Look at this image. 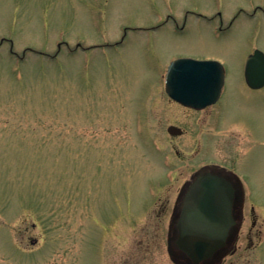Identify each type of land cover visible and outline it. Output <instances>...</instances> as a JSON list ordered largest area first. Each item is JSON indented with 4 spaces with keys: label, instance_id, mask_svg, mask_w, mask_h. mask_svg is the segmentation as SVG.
Instances as JSON below:
<instances>
[{
    "label": "rangeland",
    "instance_id": "obj_1",
    "mask_svg": "<svg viewBox=\"0 0 264 264\" xmlns=\"http://www.w3.org/2000/svg\"><path fill=\"white\" fill-rule=\"evenodd\" d=\"M255 49L264 0H0V264H176L169 227L200 116L163 77L193 58L238 81ZM244 166L264 190V147Z\"/></svg>",
    "mask_w": 264,
    "mask_h": 264
},
{
    "label": "flooded vegetation",
    "instance_id": "obj_2",
    "mask_svg": "<svg viewBox=\"0 0 264 264\" xmlns=\"http://www.w3.org/2000/svg\"><path fill=\"white\" fill-rule=\"evenodd\" d=\"M230 86H235L238 90L242 89L240 91L245 92V95L240 96L237 91L234 96L229 91ZM164 94L171 103L190 114L200 116L194 154H197L201 160L197 164V169L181 188V198L185 199L191 185L198 178L209 176L218 178L224 186L223 189L229 194V221L223 230L224 245L211 258L199 264H225L228 259L234 263L243 251L251 252L253 258H261L264 264V201L259 198L264 194V190L258 186L257 181L250 176L244 166L251 150L255 147H264L263 121L255 119L248 111L250 102L264 103V85L252 88L246 82L244 75L239 76L238 81H234L233 76L226 73L217 99L201 108L186 106L174 100L166 90ZM235 104L237 110L232 109ZM172 126L176 125L169 124L167 131ZM176 127L180 128L182 133L172 137L186 134V127ZM215 152L218 159L210 157ZM183 207L184 203L179 201L171 218L172 257L181 261V264H195L175 242L179 236L177 224Z\"/></svg>",
    "mask_w": 264,
    "mask_h": 264
},
{
    "label": "water",
    "instance_id": "obj_3",
    "mask_svg": "<svg viewBox=\"0 0 264 264\" xmlns=\"http://www.w3.org/2000/svg\"><path fill=\"white\" fill-rule=\"evenodd\" d=\"M245 75L251 87L264 85L262 51L256 50L248 58ZM223 76L224 68L218 61L178 59L169 66L167 91L185 105L203 107L218 96ZM169 131L180 133L176 127H171ZM223 187L218 178H198L185 199L182 196L179 198L184 207L177 224L179 236L175 242L195 264L211 258L224 245L223 230L229 221L230 199ZM171 245L172 238L169 237V252L172 255Z\"/></svg>",
    "mask_w": 264,
    "mask_h": 264
}]
</instances>
